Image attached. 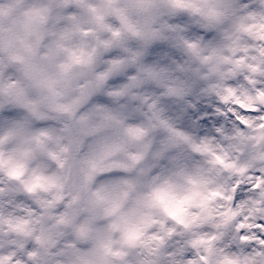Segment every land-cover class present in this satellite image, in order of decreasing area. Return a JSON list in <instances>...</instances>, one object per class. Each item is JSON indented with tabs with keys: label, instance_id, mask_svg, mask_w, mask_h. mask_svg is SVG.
Returning a JSON list of instances; mask_svg holds the SVG:
<instances>
[{
	"label": "clouds",
	"instance_id": "9594fccd",
	"mask_svg": "<svg viewBox=\"0 0 264 264\" xmlns=\"http://www.w3.org/2000/svg\"><path fill=\"white\" fill-rule=\"evenodd\" d=\"M0 264H264V0H0Z\"/></svg>",
	"mask_w": 264,
	"mask_h": 264
}]
</instances>
